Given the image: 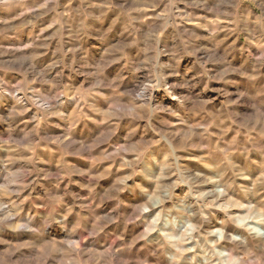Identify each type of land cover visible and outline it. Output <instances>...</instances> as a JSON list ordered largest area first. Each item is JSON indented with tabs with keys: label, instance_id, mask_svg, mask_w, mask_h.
Here are the masks:
<instances>
[{
	"label": "clouds",
	"instance_id": "9594fccd",
	"mask_svg": "<svg viewBox=\"0 0 264 264\" xmlns=\"http://www.w3.org/2000/svg\"><path fill=\"white\" fill-rule=\"evenodd\" d=\"M0 264H264V0H0Z\"/></svg>",
	"mask_w": 264,
	"mask_h": 264
}]
</instances>
